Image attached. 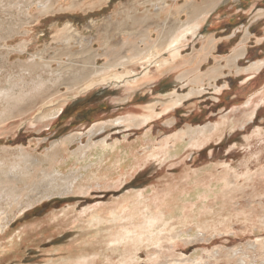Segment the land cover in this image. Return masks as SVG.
Returning a JSON list of instances; mask_svg holds the SVG:
<instances>
[{
	"label": "rangeland",
	"instance_id": "obj_1",
	"mask_svg": "<svg viewBox=\"0 0 264 264\" xmlns=\"http://www.w3.org/2000/svg\"><path fill=\"white\" fill-rule=\"evenodd\" d=\"M216 1L0 0V264H264V0H220L201 21ZM196 19L182 60L77 92L139 52L170 59L168 33ZM89 141L103 154L78 160ZM71 173L84 186L61 193ZM148 217L165 224L157 238Z\"/></svg>",
	"mask_w": 264,
	"mask_h": 264
},
{
	"label": "bare ground",
	"instance_id": "obj_2",
	"mask_svg": "<svg viewBox=\"0 0 264 264\" xmlns=\"http://www.w3.org/2000/svg\"><path fill=\"white\" fill-rule=\"evenodd\" d=\"M219 1L220 0H217L216 2H214L211 5L209 11L205 15V18H203L201 21H203V20L205 21V19L207 18L208 13H210L211 11H213L216 8V6L218 5ZM164 8H165V6H164ZM175 26H176V31L174 33H171V34L168 33V40H167L166 45H165V49H166L165 52L168 55H170V59L169 58L167 60L164 59L163 61H160V62H157V59H156L155 61H153L151 63L152 60H154L155 58H158L159 57V55H158L157 52H155V54H153L151 51L139 52V53L135 54L134 56L125 58L120 63L113 64V66H110V67H107V68H100V69H98L99 70L98 73L112 72L113 73V76L107 78L106 75H102L95 82H91L93 84H89V85H86V86L84 85L83 87L78 88L77 89V92H81V91L86 90L88 88H92V86L95 83H97V82L98 83L110 82V83H114V84H121V83L122 84H129V82H130V83H133L135 85L137 84V86H138V80H137L136 76H133L132 75V72H125L123 74H118L117 75V71L119 72L122 68H125L127 66H131V65H134V64H139L140 66H145V68H144L145 71L147 70V67H149L151 64L156 65L157 68L159 70H161L164 67H167V66L169 67L175 61L182 60L183 59L182 56H181V54H182L181 52L182 51H180V49L184 46V43L187 42L190 37H195L200 32V22L198 21V19H196L194 21H191L190 25H187V26H179V27L177 25H175ZM76 36H78V35H76ZM206 43L207 44L205 46H203L202 49L200 50V53H203L202 55H205L204 56V60L205 61H208V59L206 57L212 56L213 52H215V46H214V43H213V41L211 39H208V41ZM154 49H155V47H154ZM242 52H244V48L243 47H241L240 50L236 51L234 53V55L230 57V59L226 63L227 67L235 66L234 65V63L236 62L235 60H237V57L240 54H242ZM191 55H193V54H191ZM136 58H138V60L135 61ZM190 60H192V59H190ZM254 67H256V65H254ZM254 67H251L249 70H253ZM223 69L224 68H223V65L222 64H220V65H214L210 69L209 72H206L205 74H200V73H198V67H197L193 72L191 71L192 73H191L190 76H187V77L179 76V77H177L175 79V83H177V84L178 83L179 84H184L187 81L188 83H191V84H194V85H199L200 83L204 82V80H207V81L208 80H214L217 76H219L221 74V72H222ZM109 79H113V80L110 81ZM77 92H76V94H77ZM192 93H193V91L189 92L188 95H191ZM178 97H180V96L173 95L171 97V99L169 100L170 101V104L169 105L178 104V101H179V98ZM47 103H50V102L47 101L45 104H47ZM42 105H44V104H42ZM152 107L153 106L149 107L148 109L150 110ZM36 110L38 112H41L42 106L41 107H38ZM43 117H44V115H40V116H38V118L36 117L37 118L36 120H42ZM126 119L128 121L132 122V123L134 122L135 125H139L141 123L146 122V119L145 118H134V117H130V118H126ZM104 126H106V124H100L98 127H96V129H102ZM205 130H206V128H203L201 130H188V131H186V135H190V137L188 139H190V141H192L193 143L195 142L197 144L201 140V138L204 135V133H206ZM67 141H70V139L69 140H67V139L66 140H63L60 143H58V145L52 144L51 147L53 148V150L51 152L49 151V153L48 152L46 153V159H47V161L48 160L49 161L51 160V162L58 163L60 161V158H57L56 156H54V154H56V153H54V151L55 150H58V149L59 150H61V149L62 150H65V147H64L65 144L64 143H66ZM90 142L91 141H89L88 144H85V146L80 147L79 149H77V151H75L73 153V155L78 160L85 159V157L88 155V153L94 151V149H100L101 151H99V154H103V150L102 149H105L103 147L104 146V142L103 141H101L100 143H95L94 142V144H91ZM26 162L29 165H24L21 168V173L24 174L25 176H27V174H29L31 172L30 169L32 168V162H31V160H27ZM34 164H36V163H34ZM120 172L121 171H119L118 173H120ZM31 173L33 174V172H31ZM74 173L68 174L63 179H61L63 182H61L62 184L60 185V187L57 185L58 186V189L61 188V191H60L61 193H65L68 190H70L71 188H74V185L76 187H78V188H81V187L83 188V186H84L83 184H81V183L76 184V180H77L78 176L76 174H75L76 175L75 176ZM56 174H57V172H56ZM58 176L59 175H57V177ZM57 184H58V182H57ZM54 189H55V187H54ZM54 191H58V190H54ZM6 219H4V218L1 219V215H0V230H2L4 227H6V225L4 226V224L6 223ZM164 226H165V224H163V222H157V221H155L154 217L153 218L152 217H148V219L146 220V223H145V230L146 231L149 230L147 233H151V234H149V237L148 238L149 239H152L153 238L152 235L153 236H156V238H157V235L159 233H161L162 228ZM4 230H6V229H4ZM150 231H152V232H150Z\"/></svg>",
	"mask_w": 264,
	"mask_h": 264
},
{
	"label": "crops",
	"instance_id": "obj_3",
	"mask_svg": "<svg viewBox=\"0 0 264 264\" xmlns=\"http://www.w3.org/2000/svg\"><path fill=\"white\" fill-rule=\"evenodd\" d=\"M170 10H171V9H170ZM204 56H205V55H204ZM206 58H209V57H206ZM226 63H227V62H226ZM219 65H220V64H219ZM224 67H226V66L223 65V68H224Z\"/></svg>",
	"mask_w": 264,
	"mask_h": 264
}]
</instances>
